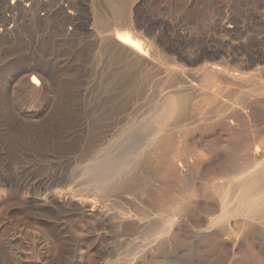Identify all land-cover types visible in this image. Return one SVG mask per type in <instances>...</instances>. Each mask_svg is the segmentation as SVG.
<instances>
[{"label": "rangeland", "instance_id": "374dc122", "mask_svg": "<svg viewBox=\"0 0 264 264\" xmlns=\"http://www.w3.org/2000/svg\"><path fill=\"white\" fill-rule=\"evenodd\" d=\"M114 1L120 2L90 0L86 23L82 20L68 22L66 27L75 26L76 34L65 39L55 27V20L61 23L64 20L59 10L61 0H46L48 5L54 8V20L51 18L49 23L42 24L28 22L18 24L10 45L3 51L5 57L3 62L7 66H12L9 67L10 72L12 69L13 72L19 71L22 59H29L27 66L30 68L31 59L39 58L47 65L50 77L38 71L31 74L23 72L19 76H11L8 85L9 112L0 113V242L13 238L36 264H46L50 259L60 257L66 248L64 234L57 233L51 236L41 218L30 214L27 208L21 209L26 201V184L78 179L82 176H87L88 182L92 183L91 173L94 171L92 166L96 160L101 159L102 186L106 189L98 196L100 198L95 199L104 207L107 205L108 208H104L106 218L111 220L108 225L97 222L93 229L94 235H89L81 224L70 223L69 228L76 244L68 259L75 260V264H264V211L259 214L261 216L259 221L247 220L251 227L254 225L257 227L262 223L263 228L260 224L257 229L255 226L252 227L255 230L252 229L239 244L233 245L225 236H220V232L225 224L222 210L226 206L232 207L234 203L229 205L225 197L224 204H220L217 192L220 187L225 186L226 178L220 169L231 155L236 159H234L236 163L242 164L248 154L246 146L250 145L251 148V133L255 135L259 133L261 137L264 135V112L256 110L249 123L246 126L242 124L236 130L217 126L198 129L188 134L187 148L194 149L203 156L198 160L189 157L184 164L181 177L177 176V179L167 181L160 175L165 171V160L169 155L153 157L151 152L155 140L150 143L147 132L149 114L161 99L158 89L153 88L159 83V77L161 78L157 76L159 72L157 66L166 64L173 69L188 67L184 59L180 60L176 54L161 49L162 47L155 41V34L159 32L161 23L165 24L164 36L168 42H171V45L183 44V47L187 48L184 49L187 55L202 48L205 56L202 55L198 65L217 64L231 55L229 66L235 67L245 60L262 57L263 62L258 64L256 70L252 68L243 73L246 76L259 75L264 80V30L259 36V40L262 38L261 42H255L254 39L258 33V21L260 19L264 21V0H136L139 5L136 32L142 33L144 38L151 41L161 55L160 59L154 60L157 67L154 69L158 71L152 78L145 71L133 69L104 54L96 45L97 36L91 32L94 29L95 14L102 13L107 16L112 13ZM219 15H226L230 21L232 20L231 28L226 32H214ZM175 16L187 19L190 16L189 20L194 29L186 31L182 39L175 36L177 23ZM113 33L111 30L110 34ZM206 36L208 39L204 40ZM247 53V58H239ZM30 76L37 77L36 84L30 83ZM66 78H71L70 81L76 80L72 88L75 87L74 95L77 98L71 99L62 91L61 86ZM149 80L151 88L148 85L150 82H146ZM142 89L144 92L137 94ZM60 99L61 105H64L61 107H65L61 108L64 115L69 112L71 104H74V117H69L68 121L56 122L57 125L48 123L45 132L41 126L39 127L41 116L51 112ZM71 100L77 103L75 101L70 103ZM111 109L116 112L113 121L115 126L103 145L105 148L102 146L100 149L90 150L87 144L90 120L102 111ZM11 111L29 123L32 130L23 128L12 116ZM228 144H236L240 151L233 155L232 151L226 149ZM252 147H258L262 160L264 145L261 143ZM146 152L150 154L147 155ZM158 158H161L160 162L156 161ZM130 171L136 174L139 183L136 191L129 190L132 194L117 189L119 181L127 176L126 173H131ZM53 186L54 184H49L47 187L50 189ZM190 189L196 190V193L194 192L193 197L187 200ZM125 196L129 198L130 201L127 202L132 206L123 204L121 199ZM183 198H186L183 208L174 210L175 204ZM127 211L135 216L133 222L137 221L135 224L139 225L138 229L125 230L124 227L117 225L115 217ZM139 216L146 218L141 219ZM214 217L218 218L217 223L211 230L206 229L208 222ZM235 219L232 218L229 223L232 224ZM149 224L158 226L165 224L168 229L175 227L176 235H158L148 229ZM13 263L19 264L15 257ZM0 264H3L2 260Z\"/></svg>", "mask_w": 264, "mask_h": 264}, {"label": "bare ground", "instance_id": "6f19581e", "mask_svg": "<svg viewBox=\"0 0 264 264\" xmlns=\"http://www.w3.org/2000/svg\"><path fill=\"white\" fill-rule=\"evenodd\" d=\"M89 7L90 0H76V2L74 3L68 0H61L59 4V10L60 13L64 16V20L62 18V23L59 20H55L56 30L60 32L61 36L66 39L76 34L74 33V25V27H70L72 26L70 25L68 28L66 26L68 22H73L74 20H82L84 23H86L85 21H87L88 19L87 9ZM138 7L139 5L137 4L136 0H120L119 3L115 2L111 9L113 10L112 13L108 14L107 16L102 13L95 14L93 20L94 29L91 32L93 35L95 34L97 36L96 45L100 50L103 51L104 54H107L119 60L120 62L127 64L133 69L135 68L145 71L146 73H148L147 75L152 78V76H155L156 72L158 71L154 69L156 67V65L154 64V60L161 57V55L151 41L144 38L142 33L136 32L135 27L137 25L136 17L138 15ZM53 10L54 8L48 5L46 0H0V113H3L4 111L9 112L8 107L10 99L7 90L11 76L16 77L23 72L25 74H31L35 71H38L42 75L50 77L47 65L39 58L31 59L32 65L30 66V68L27 66V61L29 59H22V66L20 67L19 71L13 72L12 69L10 72L11 68L9 67L11 65L7 66L3 62V59L5 58L3 51L7 49L8 45H10L11 40L17 30L18 24H23L25 22H28L30 24L49 23L51 21V18L53 19ZM189 17L188 19L176 17L175 20L177 21V23L174 32L175 36L178 39H182L181 37H183L186 31L188 32L189 30H194L192 24L190 23L191 20H189ZM231 22L232 20L230 21L228 16L219 15L217 17L214 32L217 31L219 33H222L228 31L231 28ZM263 23L264 21L262 19L258 21V33L254 38L255 42H258L262 39L261 38L259 40V36L263 34ZM161 25L162 26H160L159 32H156L155 34V41L159 44L160 47H162L161 49L168 50V52L176 54L180 60L184 59L186 65L188 66L187 68L177 69L167 67L166 64V66H157L159 67L157 76L159 75L161 76V78L159 77V83H157L156 87H153L154 89H158L161 99L160 102L155 105L152 112L150 110L151 113L149 114V120L147 122V132L150 136V143L152 142V140H155V145L153 146L151 152L153 157H163L162 155L164 154L169 155L165 160V171L162 172L163 175H160L163 177L160 178L164 179L165 177V180L167 181L172 180V178L177 179V176L179 178L180 174L183 171L184 164L187 162L186 160L189 157H194L196 158L195 160H198L203 156L202 153L201 155L200 153H196L194 149L187 148L186 137L188 134H191L198 129L217 126H224L228 129L236 130L242 124H245L246 126L250 121V117L253 115V113L256 112V110L264 112V80H262L259 75L246 76L243 73L245 70H249L252 68H255L254 70H256L258 64L260 62H263L262 57H256L253 60H245L238 65L234 64L235 67L229 66V62L232 59L229 56L231 55L227 56V59H224L222 60V62L217 64L203 63L201 65H198V62L202 55L205 56L202 48H199V50L195 51V53H191V55H187V53H185L184 51L185 48L183 47V44L171 45V42H168V39L166 38V36H164V32L166 30L165 24L162 22ZM77 26L78 25H76V27ZM111 30L114 32L113 34H110ZM91 35L89 37H91ZM207 39L208 36H206L204 40ZM204 43L205 42L203 41L202 44L204 45ZM245 57H248V53L247 55H242V57L240 56L239 58L244 59ZM67 69L69 70V67ZM42 75L40 77H42ZM66 77H69V75H66ZM70 79L71 78H66L63 86L61 87L62 91L69 95L67 97H71L72 99V97H76V95H74L76 94L75 87L72 88V86L74 85L73 82L76 80L70 81ZM29 81L30 83L36 84L37 77L35 78L34 76H30ZM146 82L148 83L150 82V80ZM152 83L154 84V82ZM149 84H151V82L148 83V85ZM154 89L152 90L153 92ZM62 91H60L61 95H63ZM142 92H144V89L139 90L137 94H141ZM137 99L139 100L138 97ZM64 100L68 101V99ZM73 101L75 100H71L70 103H72ZM73 105V103L71 104V106L69 105V112L67 111L68 113L64 115V113H61V106L64 105H61V99L60 101L58 100L51 112L42 114L40 122L41 124H39V127L41 126L43 130L47 132L48 123L56 124V122L59 121H68L69 117H74L73 110L75 108L73 109ZM8 114H6V116H8ZM115 115L116 112L112 109L105 110L99 113L98 116L90 120V128H88V130L90 129V136L87 143L90 150L100 149L110 137L111 132L115 126L113 122L115 119ZM120 115L121 114H119V116ZM12 116L16 118L17 122H19L21 126H23V128L32 130V126L29 123L21 120L20 117H17V115H15L14 113L12 114ZM76 117L77 116H75V119ZM105 121L111 122L105 123ZM33 132L34 131H32V133ZM174 132H176L175 136L173 135ZM251 142V148L250 145L246 146L248 154L246 155V157L244 156L245 161L242 164H238V162L236 163V159L231 155V158L228 159L224 166H222V169H220V172L226 178V183L224 182L225 186L220 187L217 191L219 193V203L224 204L225 197L228 199L227 203L229 205L231 203H234L232 207L226 206L222 210V219L225 224L222 226L220 236H225L227 240H230L233 243V245H235L236 243L239 244L241 239L248 235L249 232L256 227L254 225L255 227L252 226V228L247 220L251 222L259 221L261 217L259 216V214L264 211V157L261 160V155L259 156L258 147H252L257 144L260 145L261 143L264 145V135L261 137L259 133H257L256 135L251 133ZM150 143L148 146L149 148L151 147ZM226 146H228L226 149L232 151L233 155L235 152L240 151V147H237L236 144H228ZM148 147L146 148L148 149ZM146 154L149 155L150 153L146 152ZM147 157L151 158L149 156ZM159 160L161 161V158H158V160L156 159L157 162ZM148 162L149 161H147V163ZM101 163V159H98L94 162L93 166L91 165L92 169L94 170L93 173H91V176L93 177L92 183L88 182L87 176H79L80 178L78 179L69 178L67 180H53L50 182L39 181L37 183L30 182L26 184V201L22 204L21 209L27 208L30 211V214L35 217L41 218L45 222V228L49 231L51 236L56 235L57 233H62L64 234L66 239V248L64 252L61 253L60 257H56V259H50L49 261L47 260L48 262L46 264H75V260L68 259V257L71 256L72 249H74L76 244V240L72 236L69 228L70 223L77 222L81 224L90 235L93 234V229L95 228L94 226L97 222H102L103 224L108 225V222L111 220L106 218V211L104 210V208L106 209L107 205H105L104 207L103 204H100V202L95 199L103 194V192H105L103 191V189H106L102 186ZM150 164L152 165V163ZM160 168L163 167L160 166ZM128 173H126L127 176L121 179L119 183L117 182L118 190L123 192L132 190L133 192L135 188H138L139 183H137L136 180L138 177L136 178V174L132 172L129 174ZM49 184H54V186L48 189L47 186ZM190 190L191 191L187 196V200L192 198L194 192L196 191H193L192 189ZM224 190L226 191V194H224ZM123 198L124 197L120 199L121 201H123L124 205L130 204V206H132L131 203L127 202V200H129L127 196H125L124 199ZM185 201L186 198H183L177 204H175L174 210L177 211V209L179 208L182 209ZM133 212L135 213L134 210ZM142 217L144 218L145 216ZM134 218L135 216L131 215L130 212L127 211L120 213L119 216L115 217V220L117 221V225L122 228L124 227L125 230L138 229L139 225L135 224L137 221L133 222ZM232 218L236 219L232 222V224H230L229 221ZM217 221L218 218L214 217V219L208 222V226L206 229L211 230L217 223ZM259 224L255 229L259 227ZM148 229L155 231L158 235L170 234L173 236L176 235L177 230V228L175 227L168 229L165 224H161L160 226H158V224H151L150 226H148ZM144 231L146 232L147 230ZM217 234L219 235V233ZM160 248H162V245L160 246ZM14 257L19 264H36L29 255L23 252V250L20 248V245L13 238H9L6 241L0 242V260H2L3 264H14Z\"/></svg>", "mask_w": 264, "mask_h": 264}, {"label": "water", "instance_id": "95a60500", "mask_svg": "<svg viewBox=\"0 0 264 264\" xmlns=\"http://www.w3.org/2000/svg\"><path fill=\"white\" fill-rule=\"evenodd\" d=\"M8 92H9V89H8Z\"/></svg>", "mask_w": 264, "mask_h": 264}]
</instances>
